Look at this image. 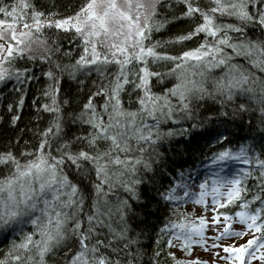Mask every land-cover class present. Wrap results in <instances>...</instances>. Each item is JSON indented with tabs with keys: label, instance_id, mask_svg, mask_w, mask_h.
Masks as SVG:
<instances>
[{
	"label": "snow or ice",
	"instance_id": "obj_1",
	"mask_svg": "<svg viewBox=\"0 0 264 264\" xmlns=\"http://www.w3.org/2000/svg\"><path fill=\"white\" fill-rule=\"evenodd\" d=\"M178 2L183 5L180 20L200 22L173 43L202 39L197 48L179 55L160 54L159 43L145 45L154 29L164 27L159 21L151 23L160 0H88L74 15L62 19L37 10L32 0L0 6V14L6 17L0 19V83L14 79L23 85L36 79L28 69L21 72L12 65L25 57L47 61L60 50L58 45L49 46L47 29L74 31L83 42V54L74 64L57 65L62 75L70 80H77L78 74L97 76L91 82L95 90L89 92L82 110L75 116L68 112L66 121L56 99L59 78L52 71L45 73L56 81L45 93L52 104L43 105L54 119L39 133L33 151H21L19 158L11 148L0 152V168L7 170L0 178V238L8 244L0 264H47L49 255L64 249V264H134L143 235V230L136 231L139 189L154 180L153 166L164 158L159 148L187 135L189 129L183 124L193 121L204 105L211 111L214 104L223 107L250 98L261 105L264 118V0H207V7L200 6V0ZM221 18L235 23H220ZM257 29L261 35L253 39L249 32L255 35ZM150 61L170 62L172 67L165 73L152 71ZM165 79L170 86L163 83ZM77 83L83 86L85 81ZM17 104L22 106L23 100ZM232 111L243 116L252 110L239 103ZM19 119L14 115L13 124ZM66 122L90 131L66 139ZM190 127L196 128L197 123ZM222 136L218 133L217 141ZM260 147L259 155L254 151L249 155L251 146H241L235 153L224 149L209 158L220 171L230 159L250 166L233 178L214 172L195 185V179H185L181 173L182 182L161 193L176 205L175 219L159 230L175 264H201L198 257L176 256V252L191 256L194 246L217 256L216 250L222 249L225 261L264 264V143ZM252 167L259 172L260 194L249 200L244 181L252 176ZM193 186L200 191H192ZM256 201L260 207L252 209ZM188 202L204 205V214L189 219L180 211ZM230 206L240 210L232 212ZM236 223L241 230H236ZM248 235L251 238L242 245L224 243ZM161 251L155 253L157 258Z\"/></svg>",
	"mask_w": 264,
	"mask_h": 264
},
{
	"label": "trees",
	"instance_id": "obj_2",
	"mask_svg": "<svg viewBox=\"0 0 264 264\" xmlns=\"http://www.w3.org/2000/svg\"><path fill=\"white\" fill-rule=\"evenodd\" d=\"M15 2L16 0H2L0 6L12 5ZM32 2L37 10L44 12L45 15L56 13L54 17L50 18L59 19L78 11L88 0H32ZM200 6L207 7V0H200ZM182 12L183 5L178 0H160L157 5V15L151 23L155 25L159 21L164 24V27L159 31L154 29L149 40L145 41V45L151 46L159 43L161 47L157 48V51L162 55H179L183 51L197 48L202 39L173 43L177 37L186 34L200 22L190 19L180 20L179 17ZM2 15L0 14V19ZM218 22L235 23L229 18H221ZM249 35L255 39L261 33L257 29L255 35L252 32H249ZM45 36L48 38L50 47L55 49L58 45L60 49L58 52L54 51L49 60L32 62L25 57L14 61L12 65L13 68L21 72L28 69L36 79H29L28 83L23 85L17 84L13 79L0 88V152L11 148L18 158L21 151H33L35 149L40 140L39 133L45 130L54 119L52 113L43 110V105L52 104V97L45 95V93L51 91L50 86L56 84V81L49 79L45 73L52 71L59 78L60 91L56 99L65 111L66 121L67 113L70 112L73 116L78 115L83 104L87 101L89 92L95 90L91 83L97 80L95 73L89 77L78 74L77 80L85 81L84 85L81 86L78 85L77 80H70L66 74L62 75L57 69V65L63 68L65 65L74 64L83 54V42L78 35L74 31L47 29ZM53 41L56 44H53ZM65 53L70 55L66 56ZM170 67H172L170 62L152 63L150 61L152 71L165 73ZM163 83L170 86L167 79ZM129 91L131 90L129 89ZM154 91H161V89L154 88ZM21 99L23 104L18 106L17 102ZM123 99L127 101V95L123 96ZM65 100L69 102L67 105L63 103ZM101 102V100L97 101V103ZM239 103H244L252 111L243 116L238 113L234 114L232 109L236 108ZM10 104L13 105L11 112L8 110ZM125 107H128L127 103H125ZM135 107L136 105L133 104L131 109L135 110ZM212 107L213 110L211 111L207 110L208 105L198 109L195 113V119L190 122L197 123V127L193 129L190 127V123H184L183 127L189 129L188 134L176 136L159 148L164 158L153 166L155 169L154 180L140 186L141 206L136 207L134 205V207L139 214L137 223L140 225L136 231L143 230V235L140 238L141 243L137 246L140 255L134 264H175V261L167 255L169 250L163 246L164 238L161 237L159 231L169 219H175L173 215L175 207L173 203L165 201L161 193L182 182L181 173H184L185 179L191 172L203 179L214 172H220L221 176L233 178L238 173L248 170L250 166L243 164L240 160L230 159L225 163L223 162V171H220L216 165H212L209 159L215 152L230 149L235 153L241 146H251L252 151L249 152V155H252L253 151L259 155L262 151L260 145L264 143V122H262L264 118L259 112L261 105L249 98L238 99L223 107L217 103ZM14 115L20 117L15 124L12 121ZM65 131L69 133L66 139H70L72 135H86L90 129L87 126L83 128L70 126L66 122ZM218 133H223L219 141L216 139ZM16 141H19V144H16ZM55 146L56 143L54 142ZM55 154L53 152V155ZM21 162H25L24 159H21ZM250 170L252 176L244 181L249 189L245 198L249 200L254 194H260L258 187L260 181L257 180L259 172L255 167ZM6 171V169L0 168V178L6 174ZM258 207H260L259 201L251 205L252 209ZM238 210H240L239 207L230 206V211ZM133 227L135 228L136 225L133 224ZM27 230L30 231V227ZM130 235L134 236L135 233H130ZM157 240L160 241L159 244ZM7 249L8 244L3 238H0V259L3 258V253ZM64 251L67 249L49 255L46 258L47 264H64ZM133 251H136V247L133 248ZM157 251H161L158 258L155 256Z\"/></svg>",
	"mask_w": 264,
	"mask_h": 264
},
{
	"label": "rangeland",
	"instance_id": "obj_3",
	"mask_svg": "<svg viewBox=\"0 0 264 264\" xmlns=\"http://www.w3.org/2000/svg\"><path fill=\"white\" fill-rule=\"evenodd\" d=\"M78 11H76V12H78ZM76 12H74V13H72L70 15H67V16H63V17H61L59 19H62V18L68 17V16H72ZM1 19H6V17H4V15H2ZM7 19H8L9 22H11V18H7ZM33 47H36V46L33 45ZM1 84L2 83H0V85ZM225 162H227V161H225ZM188 177H192L193 179H195V185H198L199 183L202 182V181L198 180L197 177H195L191 173H188V175L186 176V179ZM188 182H191V181H188ZM192 191L198 193L200 191V189L197 186H193ZM179 194L182 195V191H179ZM206 200H207V202L209 204H211V195H208L206 197ZM174 207H176V205H174ZM180 211L184 212L189 219L196 220L199 216L204 214V205L194 204L192 202H188V203L183 204L182 207H180ZM208 215L210 216L211 213H209ZM234 227L236 228V230H241V228H242V226L239 223H236L234 225ZM206 235L211 236V235H213V233L212 232H207ZM257 235H259V234L257 233ZM250 238H251V235H248V236H244V237H241V238H233V239H230V240H226V241H224V243L225 244L235 243L238 246V245H242V244L246 243V241L248 239H250ZM209 243H211V241H209ZM173 251H175V250L173 249ZM216 251L219 252V256L214 255L212 252L205 251L200 246H194L193 249H192L191 256H189L186 253H182V252H176V256L178 258H180V259H185V260L198 257L199 260L201 261V264H239L238 261L233 262L231 260L225 261L224 259H221V257H224V256L227 255L226 253L223 252L222 249H217ZM253 264H259V262L255 261V262H253Z\"/></svg>",
	"mask_w": 264,
	"mask_h": 264
}]
</instances>
